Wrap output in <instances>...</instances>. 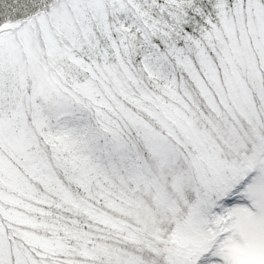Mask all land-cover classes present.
<instances>
[{"label":"snow or ice","instance_id":"snow-or-ice-1","mask_svg":"<svg viewBox=\"0 0 264 264\" xmlns=\"http://www.w3.org/2000/svg\"><path fill=\"white\" fill-rule=\"evenodd\" d=\"M0 264H264V0H0Z\"/></svg>","mask_w":264,"mask_h":264}]
</instances>
